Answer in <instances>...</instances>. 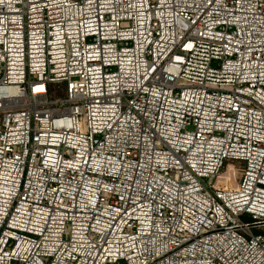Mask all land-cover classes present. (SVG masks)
Listing matches in <instances>:
<instances>
[{"label": "built area", "instance_id": "2783aa9c", "mask_svg": "<svg viewBox=\"0 0 264 264\" xmlns=\"http://www.w3.org/2000/svg\"><path fill=\"white\" fill-rule=\"evenodd\" d=\"M0 264H264V0H0Z\"/></svg>", "mask_w": 264, "mask_h": 264}, {"label": "rangeland", "instance_id": "374dc122", "mask_svg": "<svg viewBox=\"0 0 264 264\" xmlns=\"http://www.w3.org/2000/svg\"><path fill=\"white\" fill-rule=\"evenodd\" d=\"M52 97L53 98H57L58 97V95L56 94V93H54L53 95H52ZM233 167H235L236 169H238V170H241L242 168H243V163H241V162H237V161H231V162H229Z\"/></svg>", "mask_w": 264, "mask_h": 264}]
</instances>
